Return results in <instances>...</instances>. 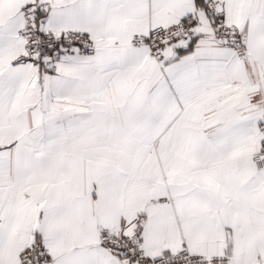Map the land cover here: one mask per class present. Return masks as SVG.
Listing matches in <instances>:
<instances>
[{
	"label": "snow or ice",
	"instance_id": "1",
	"mask_svg": "<svg viewBox=\"0 0 264 264\" xmlns=\"http://www.w3.org/2000/svg\"><path fill=\"white\" fill-rule=\"evenodd\" d=\"M0 264H264V0H0Z\"/></svg>",
	"mask_w": 264,
	"mask_h": 264
}]
</instances>
